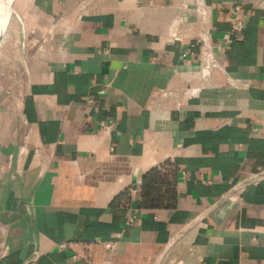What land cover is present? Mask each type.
<instances>
[{"label":"crops","instance_id":"0c3cea01","mask_svg":"<svg viewBox=\"0 0 264 264\" xmlns=\"http://www.w3.org/2000/svg\"><path fill=\"white\" fill-rule=\"evenodd\" d=\"M13 13L0 264H264V0H15ZM203 36L222 66L208 77Z\"/></svg>","mask_w":264,"mask_h":264},{"label":"built area","instance_id":"2783aa9c","mask_svg":"<svg viewBox=\"0 0 264 264\" xmlns=\"http://www.w3.org/2000/svg\"><path fill=\"white\" fill-rule=\"evenodd\" d=\"M197 12L198 15L200 17V19L202 20V22H207L209 21V12L208 10L203 7V5H199V7L197 8ZM241 23L239 22V24L237 25L238 28H240ZM179 39L180 37L178 36H172V39ZM202 43H203V47H202V52H201V69H202V74L204 77H208L211 69L212 68H222L221 64L217 61V59L215 58V54L213 52V45L211 43V41L209 40L208 37H202ZM226 41L229 42L230 39L228 37V35L226 36ZM222 50V49H221ZM109 127V125H107L106 123H103L101 125V129L102 130H106ZM115 243L112 241L109 242H105V248L106 249H114Z\"/></svg>","mask_w":264,"mask_h":264},{"label":"bare ground","instance_id":"6f19581e","mask_svg":"<svg viewBox=\"0 0 264 264\" xmlns=\"http://www.w3.org/2000/svg\"><path fill=\"white\" fill-rule=\"evenodd\" d=\"M13 1L14 0H0V30L4 27L9 19V14L13 8ZM6 28L7 27H5V29Z\"/></svg>","mask_w":264,"mask_h":264},{"label":"rangeland","instance_id":"374dc122","mask_svg":"<svg viewBox=\"0 0 264 264\" xmlns=\"http://www.w3.org/2000/svg\"><path fill=\"white\" fill-rule=\"evenodd\" d=\"M15 1V0H14ZM14 1H13V8H12V10H11V13L9 14V19H8V21H7V23L4 25V27L0 30V41L2 40V39H4V37L6 36V34H7V28H8V25H9V23H10V21H11V19H12V17H14ZM7 25V26H6ZM5 27H7L6 29H5ZM5 30V31H4ZM4 31V32H3Z\"/></svg>","mask_w":264,"mask_h":264}]
</instances>
